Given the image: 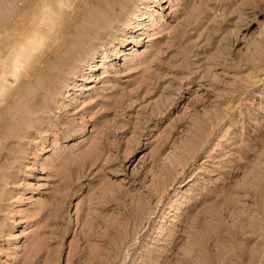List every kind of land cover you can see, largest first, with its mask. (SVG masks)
Instances as JSON below:
<instances>
[{
  "label": "rangeland",
  "instance_id": "374dc122",
  "mask_svg": "<svg viewBox=\"0 0 264 264\" xmlns=\"http://www.w3.org/2000/svg\"><path fill=\"white\" fill-rule=\"evenodd\" d=\"M37 1L0 0V57L57 30L0 97V264H264V0Z\"/></svg>",
  "mask_w": 264,
  "mask_h": 264
},
{
  "label": "bare ground",
  "instance_id": "6f19581e",
  "mask_svg": "<svg viewBox=\"0 0 264 264\" xmlns=\"http://www.w3.org/2000/svg\"><path fill=\"white\" fill-rule=\"evenodd\" d=\"M92 1L95 4H97L98 2L97 0ZM59 4V6L62 5L60 1ZM110 9H112V7ZM51 15H53L51 9L43 6L41 11L39 12V16L36 19L37 22L34 23L32 28L26 33H20L19 38L17 37V40H14V42H12L7 55L4 56V58L0 57L1 98L5 97L6 95L9 96L12 92L15 91L13 90V87L17 85L19 78L25 73L28 63L31 62V59L34 58L36 53H39V50L43 45V41L48 37L47 35L49 33L52 34L57 31H54V28H52L53 26L51 23L53 21V16L51 18ZM68 15L71 16V14ZM54 20H56V18Z\"/></svg>",
  "mask_w": 264,
  "mask_h": 264
}]
</instances>
